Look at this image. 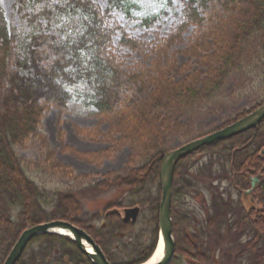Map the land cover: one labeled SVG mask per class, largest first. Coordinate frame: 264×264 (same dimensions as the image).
<instances>
[{"label": "trees", "instance_id": "16d2710c", "mask_svg": "<svg viewBox=\"0 0 264 264\" xmlns=\"http://www.w3.org/2000/svg\"><path fill=\"white\" fill-rule=\"evenodd\" d=\"M182 1L181 22L156 48L169 50L183 40L182 34L188 28L194 27L198 36L184 53L199 59L207 71L181 75L178 82L167 77L169 71L180 74L177 64L163 66L161 54L151 65L128 71L111 50L113 36L120 29L109 23L115 10L126 14L130 21L140 19L141 26L150 27L158 15L152 10L138 15L142 5L159 2L164 9L172 5L170 0H107L104 9L93 0H16L15 7L29 30L21 43L19 36L10 31L0 1V264H5L24 231L55 220L86 230L111 264H145L153 257L158 247L162 162L169 152V136L180 131V125L172 126L170 119H162L156 112H199L220 98L239 72L250 70L258 80L264 79V0ZM121 34V43L127 47L144 53L149 46L127 37L123 30ZM81 100L94 109L95 117L108 122L121 135L116 148L126 145L134 155L124 175H116L96 188L128 189L129 195L115 209L148 206L150 213L144 219L150 237L140 229L138 233L144 237L134 238L139 223L122 221L117 211L103 218L105 227H89L80 217V202L73 195L40 188L24 169L17 147L32 138L48 147L41 129L44 113L52 106L71 110V105ZM262 104L264 100L224 127ZM78 132L92 141L102 134L98 128L87 127ZM68 151L97 165L114 154ZM262 153L264 120L257 129L205 146L179 161L171 206L175 258L193 264H217L214 252L218 241L213 237L229 231L235 241L258 239L238 243L241 249L236 264H264ZM49 161L51 173L72 178L71 169L51 153ZM206 175L210 184L203 183ZM254 177H261L255 188ZM151 187H157L156 196ZM203 192H209L212 200L205 225L199 230L195 214L180 215L175 203L202 196ZM27 249L17 264H93L74 241L56 234L37 236Z\"/></svg>", "mask_w": 264, "mask_h": 264}, {"label": "rangeland", "instance_id": "374dc122", "mask_svg": "<svg viewBox=\"0 0 264 264\" xmlns=\"http://www.w3.org/2000/svg\"><path fill=\"white\" fill-rule=\"evenodd\" d=\"M0 1L2 8H4L5 18L8 21L10 31H14L17 36H19V43H21L26 33L29 32L27 21L18 13V8L15 7L16 0ZM93 1L99 4L101 9L107 6V0ZM170 1L172 5L164 9H161L162 5L161 7L158 6L159 2L149 5L145 3L142 5V10L138 15H142L148 10H152L158 15L157 20L154 21L150 27L141 26L140 19L130 21L126 17V14L119 10H115L111 14L112 18L109 23L120 28L116 35L113 36L111 50L116 59L122 61L123 67L126 70H139L143 66L151 65L153 61L158 60V56L161 54L163 57V66L169 67L171 64L176 63L177 69L180 70V74L176 71H169L167 73V77L173 78L172 80L174 82H178V80L182 78L181 75L187 76L198 71H207L199 59L184 53L186 48H188L198 36L194 27L188 28L185 33L182 34L183 40L175 43L169 50H161L159 47L156 48L157 45L163 42L167 35L174 33V30L181 22V11L184 1ZM121 30L127 34V37L136 40L140 39L147 43L149 46L145 49V52L143 53L140 51L141 49L135 50L121 43ZM163 51H166V53L162 54ZM183 70L185 72H183ZM255 74L256 73H252L250 70L248 72L234 74L226 85L222 96L213 100L207 107L194 114H189V112L183 113L172 109L169 111H157L156 116L162 119H170L172 121V126H174V124L180 125L178 134L169 136L168 138V151L171 152L172 150H176L190 143V141L200 139L214 131L222 129L226 126L225 124L234 121L240 114L262 103L264 100V79L258 80L255 78ZM93 111L94 109L86 106L85 102L82 100L78 103H73V105H71V110H61L52 106L44 113L41 119V129L42 132L45 133V141L48 147H44L41 141L32 138L24 146L17 147L16 152L19 157L22 158L24 169H26L29 178L34 180L40 188L52 193H54V191L69 193L80 202V217L85 223L89 224V227L93 226L97 229L101 228V226L105 227L106 225L103 223V218L117 211L122 221L127 220L134 224L139 223L138 228L134 231V238L138 236L139 239H142L148 234L147 232H149V225H145L144 219L145 216L150 213L148 206H137L135 208V215L132 213V208L123 210L115 209V205L123 202L125 196L129 195L128 189L112 187L110 190L103 189L102 191H98L96 188L99 184L107 180H113L116 175L121 176L127 171L131 167L129 161L131 159L132 162L134 155L126 145H123L120 149L116 148L120 143L121 135L118 134L117 131L112 130L108 122L99 119L97 116L95 117L92 114ZM86 127L91 129L98 128L102 134L97 137L96 141H92L87 135L85 136L78 132L79 128ZM106 136H109L111 140ZM68 148L83 154H96L102 151H110L114 154L112 158L104 159L97 165L77 155H73L71 151H68ZM50 153L54 156L56 161L71 169L72 178L63 177L61 173L50 172ZM197 158L201 160L202 156H198ZM110 175L111 178L109 177ZM203 183H211L208 175H206ZM223 184L224 183L221 184V187ZM224 186L225 185H223V188ZM157 187H151L154 196L158 194ZM203 189L206 190L205 188ZM142 197L143 195L138 198ZM211 200L212 196L209 192H203L202 196H192V198L182 200L181 203L183 204L175 203V208H177L180 215L183 214V212L187 215L195 214L197 219L196 225H200L198 227L199 229L203 228L205 225V216L206 212L209 210L208 205L211 203ZM247 203H250L249 200ZM192 220L195 221L194 217ZM140 229L144 230L143 237L138 233ZM148 237H150V233ZM160 237L161 232L159 230L158 241ZM213 240L216 242L218 241L217 249L214 252L216 263L236 264L235 262L237 261V256L240 254L241 249L238 243H250L252 240L255 242L258 239L244 237L239 241H235L233 234L230 235L229 231L227 234L225 231H222L220 234L213 237ZM27 254L29 255L31 252ZM174 260L176 264H193L186 259L180 260L179 258H175Z\"/></svg>", "mask_w": 264, "mask_h": 264}, {"label": "water", "instance_id": "95a60500", "mask_svg": "<svg viewBox=\"0 0 264 264\" xmlns=\"http://www.w3.org/2000/svg\"><path fill=\"white\" fill-rule=\"evenodd\" d=\"M263 120L264 105L259 107L258 110L252 112V114L246 116V118L236 121L234 124L222 130L212 132V134L201 137L200 139L190 141V143L185 144L176 150H172L165 156L161 169L162 201L159 208V230L161 232V238L163 239L165 250L162 254V259L156 264H171L175 256L171 204L174 189V171L179 161L192 153L200 151L202 147L213 145L216 142L224 141V139L235 138L237 135L243 134L249 130L257 129ZM256 182L257 180L255 179V183ZM132 213L135 215L136 210H132ZM57 230L68 233L71 236L70 238L76 243L77 247H79L80 251L88 258L92 259L94 264H110L107 257H105L103 251L97 246L91 235H88L85 230L74 224L59 220L34 226L22 233L20 240L12 248L5 264H17L23 253L26 251L27 246L34 238H36V236L55 234ZM89 249L92 250V254L88 253Z\"/></svg>", "mask_w": 264, "mask_h": 264}, {"label": "bare ground", "instance_id": "6f19581e", "mask_svg": "<svg viewBox=\"0 0 264 264\" xmlns=\"http://www.w3.org/2000/svg\"><path fill=\"white\" fill-rule=\"evenodd\" d=\"M223 183H225V182H223ZM56 233L57 234H60V235H62V236H68V237H71L68 233H65V232H63V231H61V230H57L56 231ZM188 234H190V233H188ZM96 243V242H95ZM158 243H159V246H158V248L155 250V252H154V254H153V257L151 258V260L147 263V264H156V263H159L160 262V260L162 259V257H163V252H164V250H165V246H164V243H163V239L160 237V240L158 241ZM175 243V242H174ZM98 246V245H97ZM175 246H176V243H175ZM102 250V249H101ZM103 251V250H102ZM88 253L89 254H92V250L91 249H89L88 250ZM104 253V252H103ZM104 255H105V253H104ZM105 257H106V255H105ZM92 260V259H91ZM107 260H108V257H107ZM109 261V260H108ZM93 262V261H92ZM110 263V262H109ZM94 264V263H93ZM111 264V263H110Z\"/></svg>", "mask_w": 264, "mask_h": 264}]
</instances>
